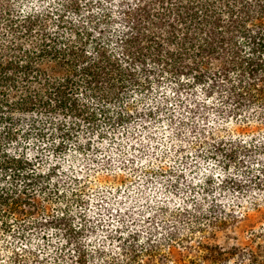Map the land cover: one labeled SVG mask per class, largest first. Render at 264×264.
<instances>
[{
	"label": "trees",
	"instance_id": "trees-1",
	"mask_svg": "<svg viewBox=\"0 0 264 264\" xmlns=\"http://www.w3.org/2000/svg\"><path fill=\"white\" fill-rule=\"evenodd\" d=\"M0 264H264V0H0Z\"/></svg>",
	"mask_w": 264,
	"mask_h": 264
}]
</instances>
